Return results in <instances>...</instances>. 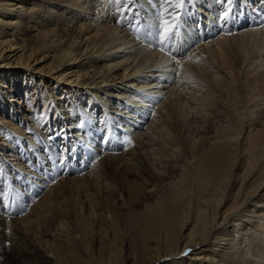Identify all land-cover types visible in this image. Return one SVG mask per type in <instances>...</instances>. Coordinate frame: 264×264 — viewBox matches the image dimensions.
<instances>
[{"label":"bare ground","instance_id":"1","mask_svg":"<svg viewBox=\"0 0 264 264\" xmlns=\"http://www.w3.org/2000/svg\"><path fill=\"white\" fill-rule=\"evenodd\" d=\"M187 1L177 30L191 49L204 32L190 7L211 16L216 1ZM111 2L144 32L162 23L155 12L178 11V0H0V264H264V2L257 23L176 65L103 19ZM44 82L50 98L36 103ZM227 105L233 124L215 127ZM12 171L41 190L20 217L7 211L30 194H16ZM75 184L84 195L70 202Z\"/></svg>","mask_w":264,"mask_h":264},{"label":"rangeland","instance_id":"2","mask_svg":"<svg viewBox=\"0 0 264 264\" xmlns=\"http://www.w3.org/2000/svg\"><path fill=\"white\" fill-rule=\"evenodd\" d=\"M103 1H105V0H103ZM130 1H133V0H130ZM216 1V3L214 2V5H212L211 6V8H210V10H211V14H213L214 15V17H218V15H219V12L221 11V10H228L229 8L231 9V12H230V15H231V18L232 19H236V18H240L241 16L243 17L244 15H242V14H240V12L241 11H246L247 9H244V7H246V8H248L249 7V9H250V7H251V5H249V2L250 1H248V0H231V3L229 4V3H227V0H220V1H218V0H215ZM191 2V1H190ZM190 2H188L187 0L185 1V3L184 4H187V5H191V3ZM220 3V4H219ZM227 3V4H226ZM113 5V7H111ZM189 5V6H190ZM111 6L109 7V10H108V12H105V14H104V16H103V19H106V18H108V19H110V20H112L111 22L112 23H114V24H116V26H118V27H123V28H125V29H128L129 31H131V35L133 36V37H135L134 39H136V40H138L139 42H140V44L144 47V48H146L147 50H150V51H154L153 49H152V47L151 46H155V42L153 41V42H149L148 40H146L145 38H144V34H145V32L143 31V28H141L139 31H137V29H136V27L135 26H139V25H141V23H139V22H136L135 21V23L134 24H132L133 22V16H134V13L133 12H131V11H129L128 12V10H126V12L124 11V13H122V10L120 9L119 10V8L117 7V4L116 3H114V2H111ZM116 6V7H115ZM227 9H226V8ZM229 7V8H228ZM114 8V9H113ZM116 8V9H115ZM191 8V14H190V20H191V22L193 23L194 22V24L195 25H197L198 26V23L200 24V18L198 17V15H197V13H195L194 14V17L192 16L193 15V7L191 6L190 7ZM196 8V7H195ZM195 8H194V10H195ZM162 13H163V15H162V13H160L161 15L159 16L158 14L159 13H156L155 12V16H153V18L151 17V20H154V18L156 17V18H162V16H163V19H164V17L165 16H167V13L168 12H164V11H161ZM195 12V11H194ZM132 13V14H131ZM180 13H181V11H180ZM222 13V12H221ZM220 13V14H221ZM123 14V15H122ZM165 14V15H164ZM121 16V17H120ZM180 16V15H179ZM212 16V15H211ZM120 17V18H119ZM168 18H169V16H167ZM166 17V18H167ZM198 17V18H197ZM213 17V18H214ZM219 17H221V15L219 16ZM196 18H197V20H196ZM120 19V20H119ZM120 21H121V23H120ZM128 21V22H127ZM132 22V23H131ZM154 22H155V20H154ZM172 22H174V21H172ZM207 22H210V20H207ZM182 23V19H181V16L180 17H178V19L176 20V25H177V28H178V26L180 25ZM227 23H229V25L228 26H226V25H223V29L221 28L220 30L219 29H216V31H218V33H216V36H215V33H214V35H213V39H217V37H219V35L220 34H222L223 32H225V34H236V33H239L240 34V32H241V30H242V28H239V27H236V26H232V23L228 20V22ZM154 24H156V23H154ZM221 24V23H220ZM159 25V26H158ZM161 25H162V23H157L156 24V26H155V29L153 30L154 32L155 31H158L159 29H160V27H161ZM145 27V26H144ZM136 30H135V29ZM198 28V27H197ZM218 28V27H217ZM241 29V30H240ZM135 30V31H134ZM144 30H146V29H144ZM234 30V31H233ZM215 31V29H213V32ZM215 31V32H216ZM237 31H240V32H237ZM142 32V33H141ZM137 33V34H136ZM138 35V36H136V35ZM136 37H138V38H136ZM140 38V39H139ZM194 42H196V41H194ZM151 43V44H150ZM168 44V43H167ZM167 44H164V45H160V46H155V49L157 50V54L158 55H160V57H161V62L160 63H174L175 65L177 64L176 63V61L175 60H178V61H180V60H184V55H177V54H171L170 53V51H167V48H166V45ZM148 45V46H147ZM196 46V47H195ZM200 46V48L203 46V40L202 41H200V42H198V43H196V45H194L193 46V49H194V51L193 52H195L196 51V49H198V47ZM148 47V48H147ZM157 47V48H156ZM196 49H195V48ZM161 48H164L165 50H163V51H161L160 49ZM156 52V51H155ZM5 53H7V54H9V53H11V52H6V50H5ZM163 53V54H162ZM199 53H202V52H199ZM199 53H195L194 55H193V57H194V61H196L197 63L199 62H204V59H201V56L199 55L198 56V54ZM14 54V52H12L11 53V57L13 56V59L16 57L15 55H13ZM192 54V53H191ZM191 54H189V55H191ZM174 56L175 58H172L171 56ZM176 55V56H175ZM189 55L187 56H185V58H187V57H189ZM167 57H169V58H167ZM176 57L178 58V59H176ZM183 57V58H182ZM163 58V59H162ZM169 62H168V61ZM172 60H173V62H172ZM182 60V61H183ZM12 61H16V60H12ZM164 61V62H163ZM17 62V61H16ZM207 62V61H206ZM208 63V62H207ZM206 64V63H205ZM210 64V63H209ZM214 64H216L215 62H214ZM35 66V65H37V64H35V62H33L32 63V66ZM24 81V79L22 78L21 79V82H23ZM171 83V81H167V83ZM11 83V82H10ZM50 83H52V81H50L47 85L48 86H50ZM33 84H36V85H38V83H37V81L35 82V83H33ZM46 82H44L43 83V85L40 87V89H41V91L40 92H34V95L35 96H37V97H35V102L36 103H38L39 101H40V97L42 96V95H47L48 96V93H50L49 92V89H47V87H46ZM55 84V83H54ZM54 84H53V86H54ZM52 86V85H51ZM20 87V86H19ZM21 89L20 90H26V91H33L32 90V86L31 85H29V84H24L23 85V87H20ZM62 89L63 90H65L66 91V88L62 85ZM238 89H239V86H238ZM17 90H19V88H15V93H12L13 94V96H18V97H21V99H24V98H22V95L21 94H18V92H17ZM43 91V93H41ZM228 92H229V94L231 93L230 91H226L225 92V90H223L222 92H217V96L219 97V98H221V97H224L225 98V100L226 101H230V99H231V95H230V97L229 96H227L228 95ZM58 93L59 94H61L60 93V90H58ZM226 95H225V94ZM67 94V93H66ZM224 94V95H223ZM223 95V96H222ZM233 95V94H232ZM221 96V97H220ZM235 96V95H234ZM238 96V95H237ZM50 98V96H48V97H45L44 99L46 100V102H47V100ZM165 98V96H163V98L161 97L160 98V100L158 101V102H156V106L158 107V105H159V102H160V105H161V103L162 102H164V99ZM236 98V100L234 101L233 99H232V104L233 103H237V104H241V102L239 101L240 99V97L238 98V97H235ZM6 99H8V96L6 97ZM65 99V98H64ZM136 99H139V97L138 98H136ZM222 99V98H221ZM239 99V100H238ZM161 100H162V102H161ZM238 101V102H237ZM0 102H5L4 100L3 101H1L0 100ZM47 104V103H46ZM159 105V106H160ZM228 107H226L225 106V108H223L222 109V111H221V113L219 114V113H217V115L213 118V125L215 126V127H218V128H228L229 126H231L232 124H233V122H232V119H231V116H234L232 113V108L234 109L236 106H231V105H227ZM241 111H242V109H243V107H242V104H241ZM131 109H132V114H135V115H137L138 113H137V111H138V108H136V107H134V105H132L131 106ZM154 108L152 107V110H153ZM46 110H47V112H49V114L50 113H52L53 112V109H51V107L49 106V107H47L46 108ZM245 112V111H244ZM247 112V111H246ZM229 113V114H228ZM238 116H239V114H238V112H235ZM37 114H38V112H37ZM37 114L34 116V117H36L37 116ZM226 114V115H225ZM5 115H10V112L9 113H7V114H5ZM17 114H15L14 113V116H16ZM236 115V116H237ZM229 116H230V118H229ZM33 117V118H34ZM243 118L245 119V121L247 120L248 121V119H249V117H248V113H243ZM231 119V120H230ZM215 120V121H214ZM26 121V120H25ZM229 121V122H228ZM149 123V122H148ZM220 123V124H219ZM222 123V124H221ZM229 123V124H228ZM232 123V124H231ZM250 123V121L249 122H247V124H249ZM227 124V125H226ZM216 125H218V126H216ZM222 125V126H221ZM25 127V126H24ZM255 130L253 129V132H254ZM79 134H82V131L79 133ZM1 137V136H0ZM79 137H80V135H79ZM120 141H123V139H119ZM3 141V139H1L0 138V142H2ZM32 154H26L25 153V157L27 156V157H29V156H32L34 159H36V161H38L39 162V157L37 156V155H34L35 153L34 152H31ZM24 154V153H23ZM59 154V155H58ZM57 155H56V160L58 161V159H59V157H60V153H58ZM36 156V157H35ZM47 160H49L48 162L49 163H51V160L50 159H47ZM48 162H46V163H44L43 165H45V166H42V163H39V165L36 167V169H37V171H38V173H39V175H40V173H42V172H44V171H47V170H49L48 168H51V165H49V164H47ZM68 162V161H67ZM69 163V162H68ZM35 164H37L36 162H35ZM41 165V166H40ZM47 167V168H46ZM46 168V169H45ZM71 168H73L72 166H71ZM82 170V172H84V171H86V169H81ZM81 170H78L77 169V171L74 173V175H77L78 174V172L79 171H81ZM13 173V174H12ZM12 175H11V179H13L14 180V182L12 183L13 184V186H14V188H16V189H14V191L16 192V194H18L19 196H20V192L22 193V189H20V186H22L23 185V189H25V192H27L28 191V193L30 194V195H26V197L25 198H23L22 196V200H25L24 202H18V203H20V204H17V202H15L14 203V205H12V207H10V209L7 211V214H8V216L10 215V216H12V217H16L17 216V214H18V217H20V216H23L22 214H27V210H28V208H29V203H30V199H33V200H35V197L36 198H38L39 197V194L38 193H40V189H39V187H37V189L35 190V191H33V189H32V187H33V182H34V179H32V178H29V176H26V175H20V174H18V175H14V172L12 171ZM32 174V173H31ZM56 175H58V172L56 173L55 172V175L54 176H56ZM53 176V177H54ZM18 177V178H17ZM21 180H20V179ZM23 179V180H22ZM36 179V178H35ZM51 179V178H50ZM48 180V181H50V183L49 184H53V183H55V180H54V178H52V180ZM20 180V181H19ZM20 182V183H19ZM22 184V185H21ZM25 185V186H24ZM31 185H32V187H31ZM78 185L79 184H75V185H73L71 188H70V190L72 189H74L72 192H74V193H72L73 195H71V193H70V191L68 192L69 193V197L67 196V199H68V201L70 200V202L73 200V202L74 201H77V200H79L78 199V197H79V195H80V197H83V195H84V192L82 191V190H79L80 188L78 187ZM25 187V188H24ZM32 189V190H31ZM29 190H30V192H29ZM75 190H77V191H75ZM38 191V192H37ZM33 192V193H32ZM75 192L77 193V195L75 194ZM81 193V194H80ZM36 194V195H35ZM38 194V195H37ZM72 196V200H71V197ZM75 196V198H73ZM30 197V198H29ZM79 197V198H80ZM29 199V200H28ZM29 201V202H28ZM23 203H25V204H23ZM26 205V206H25ZM22 212V213H21ZM24 226V225H23Z\"/></svg>","mask_w":264,"mask_h":264},{"label":"snow or ice","instance_id":"3","mask_svg":"<svg viewBox=\"0 0 264 264\" xmlns=\"http://www.w3.org/2000/svg\"><path fill=\"white\" fill-rule=\"evenodd\" d=\"M185 0H178V2L174 5V7L178 10L176 13H172L169 12V10L167 8L164 9L165 12H169V16L171 17V19L169 18H165L162 21V25L160 27V29L158 31H153L151 28H147L145 30V36L144 38L146 40H148L149 42H155V46H160V45H164L166 41H168L171 36L174 34L177 25L175 23H173L172 21L178 19L179 17V10L183 9ZM227 3H231V0H227ZM230 12L231 9L229 8L228 10L224 11L221 15V17H219L220 21H221V27H223L224 24H226L230 18ZM261 26H264V23L261 24ZM165 50L164 48H161V51ZM169 51H171V49H169ZM187 53H183L182 55H186ZM177 63H179V61H176ZM178 75V72L176 73ZM175 82V81H174ZM128 143H131V141L129 140ZM66 158H62L58 161L60 166H63V162Z\"/></svg>","mask_w":264,"mask_h":264}]
</instances>
